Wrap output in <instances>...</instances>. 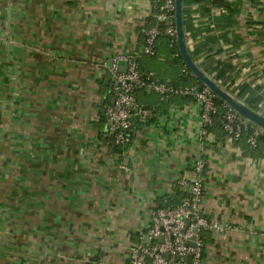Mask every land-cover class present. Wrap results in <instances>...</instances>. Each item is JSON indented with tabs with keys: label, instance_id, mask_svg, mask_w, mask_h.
<instances>
[{
	"label": "crops",
	"instance_id": "1",
	"mask_svg": "<svg viewBox=\"0 0 264 264\" xmlns=\"http://www.w3.org/2000/svg\"><path fill=\"white\" fill-rule=\"evenodd\" d=\"M153 1L0 0V122L6 163L17 168L4 167L10 181L0 214L11 225L0 238H21V264H129L154 212L182 203L178 181L197 179L201 160L202 211L226 229L203 232L198 264H264V152L246 154L215 126L202 137L197 100L142 88L130 143L117 146L107 134L113 57L136 56L156 81L193 87L177 78L169 38H158L156 59L142 56ZM208 1L187 6L192 59L213 79L207 67L231 62L236 82L263 95L264 0L203 11Z\"/></svg>",
	"mask_w": 264,
	"mask_h": 264
},
{
	"label": "built area",
	"instance_id": "2",
	"mask_svg": "<svg viewBox=\"0 0 264 264\" xmlns=\"http://www.w3.org/2000/svg\"><path fill=\"white\" fill-rule=\"evenodd\" d=\"M151 18L156 25L146 27L143 31L145 47L143 54L154 55L156 42L160 36H167L171 45L177 44L176 0H154ZM121 63L126 69L121 70ZM106 70L112 75L113 103L106 109L107 134L117 146H125L131 141L134 126V112L138 108L135 93L138 88L160 95H179L192 97L201 108V135L205 137L214 124L218 113V97L206 86L175 87L156 81L152 75L143 77L138 70L136 56L117 55L112 58ZM187 68H185V72ZM226 105V104H225ZM227 106V105H226ZM224 123L227 140L234 142L243 133H248V143L257 146L258 137L263 133L255 125L243 118L229 106ZM205 163H196L195 170L199 177L188 180L184 177L178 181L187 197L176 208H161L154 212L148 230L147 240L133 246L130 250L129 264H167L165 255L177 263H185L188 256L192 262L200 263L203 257L204 244L201 237L204 231H224L225 225L205 217L201 205L204 198V185L201 174Z\"/></svg>",
	"mask_w": 264,
	"mask_h": 264
},
{
	"label": "trees",
	"instance_id": "3",
	"mask_svg": "<svg viewBox=\"0 0 264 264\" xmlns=\"http://www.w3.org/2000/svg\"><path fill=\"white\" fill-rule=\"evenodd\" d=\"M203 0H184V10H183V20H184V26L186 30H190L192 27L190 25V20H191V15L189 13V10L187 9V6L191 5L192 3H197L200 4ZM209 7H205L203 11H208V9H210L212 6H220V7H225L227 9H231V6L228 5L225 0H209L208 1ZM150 26L152 25H156V22L152 19L149 22ZM163 38H168L167 36H162ZM161 38V37H160ZM175 50H172L173 53H177V59H176V63L179 65V72L177 74V78H179V80L181 82H193L194 84L191 86H200V87H204L205 85L199 81V79L197 77H195L193 75V73L191 72V70L187 67L183 56L181 55V52L178 49V45L176 44ZM202 49H205V46H201L200 48L198 47L197 49L194 48V50L192 51V54L194 56H198V51ZM171 52V53H172ZM170 54V53H169ZM158 53L156 52L155 49V54L154 55H146L143 54L142 56L147 57L148 59L154 60L157 58ZM185 68H187V71L185 72ZM208 68V67H207ZM205 69L206 72L208 73H212L214 79L220 83V85L222 87H224L227 91H229L230 93H232L233 95H235L236 97H238L240 100L244 101L249 107H251L253 110L257 111V112H261L262 111V99L264 97V93L263 95H257L255 94V92L252 91L251 89V85L241 81V82H236L235 78H236V72H235V67L233 66V64L229 61H224V62H218L216 63V66L213 67L212 69ZM138 70L140 72V74L143 77H146L148 75H150L149 73H143L142 71H140L139 66H138ZM190 86V85H188ZM257 88V87H256ZM217 106H218V113L215 115L214 118V124L212 127H219L221 130H223L224 135H226V132L224 130V123H225V117H226V113L228 110V107L225 105V103L220 100L219 98L217 99ZM213 129V128H212ZM248 137L249 134L248 133H243L241 135V137L236 141L237 144H239L242 149L244 150V152L252 157H259L263 154L264 152V132L258 137L257 140V146L256 147H252L249 143H248ZM187 197H184V199ZM183 199V200H184ZM176 208V207H173ZM202 240H203V244L205 246L206 240L204 237V233L202 232L201 234Z\"/></svg>",
	"mask_w": 264,
	"mask_h": 264
},
{
	"label": "water",
	"instance_id": "4",
	"mask_svg": "<svg viewBox=\"0 0 264 264\" xmlns=\"http://www.w3.org/2000/svg\"><path fill=\"white\" fill-rule=\"evenodd\" d=\"M184 0H176V27H177V45L184 58L187 67L191 70L193 75L199 79L206 87H208L220 100H222L227 106L236 111L243 118L247 119L255 126L260 128L264 132V115L253 110L246 103L241 101L238 97L227 91L222 87L215 79L208 76L204 71L194 62L192 59L185 37V27L183 20ZM114 102V100H113ZM112 102V103H113ZM166 261H170V256L165 255ZM180 261L179 257L174 258V262ZM187 263L192 262V256H188Z\"/></svg>",
	"mask_w": 264,
	"mask_h": 264
},
{
	"label": "rangeland",
	"instance_id": "5",
	"mask_svg": "<svg viewBox=\"0 0 264 264\" xmlns=\"http://www.w3.org/2000/svg\"><path fill=\"white\" fill-rule=\"evenodd\" d=\"M4 100H5V95L2 93V94H0V106L1 107L5 106ZM1 113H3V111ZM255 128L262 131L257 126ZM4 131H5V125H4V123L0 122V208L1 209L4 207V204L7 203V202L5 203V201H4V198H5L4 192H5L6 180L7 181L9 180V177H7L8 175L6 174L4 167L6 166L7 171H9L12 174L15 172L14 170L17 169V168L11 169L8 166V163H6V160H7L6 156H5L6 142L4 141V138L2 136ZM19 144H20V142L18 144H16V148H18ZM8 147H9V144H8ZM8 160H11V158H8ZM18 177H19V174L16 176V178H18ZM17 180H19V178ZM201 208H202V206H201ZM2 213L3 214H0V234H2L3 230H5V228H4L5 226L11 225V223L9 225L5 224L4 217L6 218L7 214L5 215L4 209L2 210ZM10 217H12V216L9 214V220L13 223V225L14 224L19 225V221H17V219L10 218ZM17 234L19 235V233H17ZM1 240L2 241L6 240V241L3 243V245L0 244V264H21V262H22L21 258L22 257H21V254L19 253V250H20L21 245H22L21 238L19 236L10 237V238L9 237H7V238L3 237V238H0V242H1Z\"/></svg>",
	"mask_w": 264,
	"mask_h": 264
}]
</instances>
